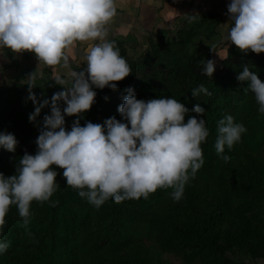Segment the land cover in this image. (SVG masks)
Masks as SVG:
<instances>
[{
    "label": "trees",
    "instance_id": "16d2710c",
    "mask_svg": "<svg viewBox=\"0 0 264 264\" xmlns=\"http://www.w3.org/2000/svg\"><path fill=\"white\" fill-rule=\"evenodd\" d=\"M224 17L216 11L194 20L188 15L174 31L115 38L131 75L118 82L115 91L94 87L91 109L81 117L65 116L67 131L78 118L81 126L103 125L112 117L126 123L118 107L129 89L145 102L174 98L190 110L189 116H195L191 109L199 104L205 113L198 118L205 119L209 136L201 145L204 164L185 186L183 198L175 202L172 189H158L147 200L109 199L96 207L67 186L63 169L54 167L59 187L50 201L58 203L53 207L33 202L27 227L16 206L10 208L0 236V242L10 246L0 253V264H171L172 258L180 264L264 262V114L258 111L255 94L245 92L248 82L237 79L247 65L264 82V53L244 55L231 45L213 76L204 75L201 60L215 61ZM12 68L13 74L0 85V134H13L18 141L14 153L0 147V173L6 178L16 173L25 152L36 154L50 106L32 122L29 116L63 90L55 84L52 68L41 73L33 67ZM32 74L34 80L29 79ZM200 85L210 94L194 98L191 92ZM60 107H65L63 102ZM226 115L247 129L231 150L225 147L223 155L231 157L227 163L215 149L218 122Z\"/></svg>",
    "mask_w": 264,
    "mask_h": 264
},
{
    "label": "clouds",
    "instance_id": "9594fccd",
    "mask_svg": "<svg viewBox=\"0 0 264 264\" xmlns=\"http://www.w3.org/2000/svg\"><path fill=\"white\" fill-rule=\"evenodd\" d=\"M118 8V0H0V49L34 53L39 63L54 71L66 70L67 76L55 80L63 90L53 94L51 101L45 99L29 116L32 122L42 108L50 106L51 114L44 117L36 140V154L25 152L11 177L0 173V236L12 206L27 227L33 202H50L53 207L58 203L50 201L59 187L54 167L63 169L67 186L96 207L109 199L116 203L147 200L158 189H172L171 198L179 202L189 180L202 168L201 145L209 129L205 119L198 118L205 113L199 104L191 109L195 116H189L190 110L174 98L145 102L129 89L118 107L126 123L112 117L103 125L88 122L81 126L78 118L66 130L65 116L81 117L93 106L94 87L115 91L117 83L131 75L116 42L109 39ZM228 13L231 27L226 39L231 45L244 55L264 53V0H231ZM197 16L190 15V19ZM78 45H88L87 66L79 72L70 61ZM201 63L203 74L212 77L215 61ZM29 79L34 80L35 74ZM237 79L248 82L245 92L255 94L258 111L264 114V82L247 65ZM201 93L210 94L203 85L191 92L194 98ZM30 99L36 104L34 94ZM246 131L231 115L219 120L215 149L226 163L231 157L223 155L225 147L231 150ZM17 144L13 134H0V147L8 152L14 153ZM9 246L0 242V253Z\"/></svg>",
    "mask_w": 264,
    "mask_h": 264
},
{
    "label": "crops",
    "instance_id": "0c3cea01",
    "mask_svg": "<svg viewBox=\"0 0 264 264\" xmlns=\"http://www.w3.org/2000/svg\"><path fill=\"white\" fill-rule=\"evenodd\" d=\"M230 2L231 0H118V16L111 26L109 39L114 40L128 36L142 39L144 35L158 29L174 31L182 18L210 11H216L225 16L222 24L224 26L230 21L229 13L222 12V10H225V5ZM229 25H226V32L230 29ZM221 27L219 33H221ZM87 47L88 45H78L74 49L70 57L73 70L78 72L83 70L86 64ZM16 65L24 68L33 67L40 73L47 67L39 63L34 53L13 54L8 49H0V85L8 74H13L15 68L12 67ZM53 72L57 77L65 76L67 78L66 70H53Z\"/></svg>",
    "mask_w": 264,
    "mask_h": 264
},
{
    "label": "rangeland",
    "instance_id": "374dc122",
    "mask_svg": "<svg viewBox=\"0 0 264 264\" xmlns=\"http://www.w3.org/2000/svg\"><path fill=\"white\" fill-rule=\"evenodd\" d=\"M226 4H227V3H226ZM228 5H229V4L225 5V6H226V7H225V10H222V12H223V11L228 12ZM220 10H221V9H220ZM226 30H227V26H226V25H224V26L221 27V34H222V35L220 36V38H221L220 43H221L222 45H220V46H216V54H215V56H216V57H215V61H216L215 65H216V66L220 63L221 60H223V59L226 57L227 49H228V47L231 46L230 41H228V40L226 39L227 34H228V32H226ZM224 36H226V37H224ZM210 48H211V47H210ZM218 66H219V65H218ZM257 263H258V264H264V262H263L262 260L257 261ZM171 264H180V263H179V261H178L177 259L172 258V259H171Z\"/></svg>",
    "mask_w": 264,
    "mask_h": 264
}]
</instances>
